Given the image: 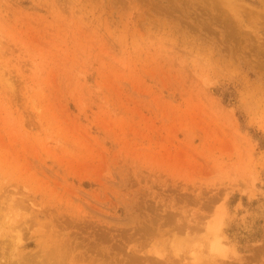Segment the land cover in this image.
<instances>
[{"label": "rangeland", "instance_id": "1", "mask_svg": "<svg viewBox=\"0 0 264 264\" xmlns=\"http://www.w3.org/2000/svg\"><path fill=\"white\" fill-rule=\"evenodd\" d=\"M0 264H264V0H0Z\"/></svg>", "mask_w": 264, "mask_h": 264}, {"label": "bare ground", "instance_id": "2", "mask_svg": "<svg viewBox=\"0 0 264 264\" xmlns=\"http://www.w3.org/2000/svg\"><path fill=\"white\" fill-rule=\"evenodd\" d=\"M206 253H208V252H206Z\"/></svg>", "mask_w": 264, "mask_h": 264}]
</instances>
